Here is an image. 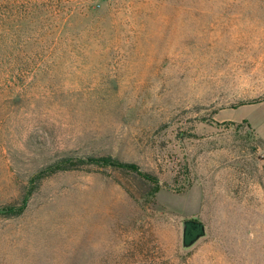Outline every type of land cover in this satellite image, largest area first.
I'll list each match as a JSON object with an SVG mask.
<instances>
[{"label": "rangeland", "instance_id": "374dc122", "mask_svg": "<svg viewBox=\"0 0 264 264\" xmlns=\"http://www.w3.org/2000/svg\"><path fill=\"white\" fill-rule=\"evenodd\" d=\"M0 264H264V0H0Z\"/></svg>", "mask_w": 264, "mask_h": 264}, {"label": "water", "instance_id": "95a60500", "mask_svg": "<svg viewBox=\"0 0 264 264\" xmlns=\"http://www.w3.org/2000/svg\"><path fill=\"white\" fill-rule=\"evenodd\" d=\"M181 246L184 250L192 248L206 236L205 225L197 220H183L181 223Z\"/></svg>", "mask_w": 264, "mask_h": 264}, {"label": "trees", "instance_id": "16d2710c", "mask_svg": "<svg viewBox=\"0 0 264 264\" xmlns=\"http://www.w3.org/2000/svg\"><path fill=\"white\" fill-rule=\"evenodd\" d=\"M98 161L101 162L102 164H104L105 166H112L114 168H118V169H121L124 171L135 172L139 176L147 177L146 175L142 174L141 172H138V168L134 164H129V163H124V162H120L117 160H113L110 157H103V158H100ZM150 180L153 181L154 179H150ZM156 190H158V186H157Z\"/></svg>", "mask_w": 264, "mask_h": 264}]
</instances>
